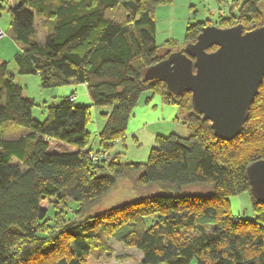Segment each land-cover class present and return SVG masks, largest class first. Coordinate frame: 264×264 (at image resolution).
<instances>
[{
    "label": "trees",
    "instance_id": "obj_1",
    "mask_svg": "<svg viewBox=\"0 0 264 264\" xmlns=\"http://www.w3.org/2000/svg\"><path fill=\"white\" fill-rule=\"evenodd\" d=\"M173 1L21 0L10 8L11 33L23 46L14 56L19 73L38 75L42 88L86 84L91 103H78L72 92L45 103V118L36 119L41 104L24 94L8 61L0 64V264H103L100 258L113 252L110 238L140 251V264H264V203L247 176V167L264 158V80L241 133L223 140L193 109L190 92L144 77L206 25L263 26L264 0H232L231 13L220 12L217 23H191L183 43L160 45L156 8ZM37 17L46 28L43 41ZM147 91L146 102L159 95L186 115L188 133L159 134L147 162H124L110 151L126 138ZM93 106L111 107L102 113L97 150L88 129ZM10 126L27 130L6 137ZM53 140L77 150L53 151ZM92 152L108 155L93 159ZM117 184L130 194L96 210ZM244 193L254 218L231 210L230 198ZM70 201L77 209L67 217ZM57 205L65 207L58 214Z\"/></svg>",
    "mask_w": 264,
    "mask_h": 264
},
{
    "label": "rangeland",
    "instance_id": "obj_2",
    "mask_svg": "<svg viewBox=\"0 0 264 264\" xmlns=\"http://www.w3.org/2000/svg\"><path fill=\"white\" fill-rule=\"evenodd\" d=\"M231 3L232 0H174L170 4L159 5L156 8L157 43L160 45L167 43V41L183 43L186 28L189 24L203 21L208 18L212 19L214 23H217L220 18V12L224 14L223 16L231 13ZM6 4H8V2H5V5ZM220 7H222V10H219ZM213 10L215 11L213 12ZM233 11L237 12L235 9ZM42 21L43 18L37 17L36 31L37 37L41 41L45 39L44 35H46V28L43 27ZM0 24L6 28L7 31H11L10 14L8 11L0 12ZM253 26L254 24H251L249 28ZM8 36L11 35L8 33ZM18 44L20 45V43ZM17 51H21L19 46L17 47ZM13 53L8 58L9 60H7L9 61L8 71L10 74L14 75L15 82L23 87L24 94L33 97L41 104L34 107L33 116L36 119L43 120L47 113V107H45L44 104L50 105L60 103L72 86L66 85L56 88H42L38 75L19 73ZM149 96H151V92L149 91L142 94L130 118L126 138L117 142L110 151L113 154L120 153L121 159L124 162H147L150 151L152 147L155 146L156 137L159 134L168 135L172 132H176L180 135H187L188 133L187 125L184 124L186 115L181 114L177 106L165 104L159 95H155L149 102H146L145 100ZM85 101H88L87 97L82 96L81 99L78 100V103H85ZM110 110L111 107L109 106L92 107V121L89 123L88 129L91 131L90 144L95 150L99 148L98 131L104 123V116L102 113ZM26 130L27 129L21 126H10L5 136L17 137L25 133ZM50 147L51 150L57 152L77 150L72 145L56 140L50 142ZM105 155L108 154L105 153ZM129 194L130 192L126 187L117 184L101 199L95 209L103 210L123 200ZM230 202L233 214L254 218L251 198L248 193L232 196ZM69 206L71 208L57 205V214L65 208V216L69 217L71 211L77 209V203L70 201ZM54 212V207H52L49 211V218L53 217ZM193 233L194 232L191 231V234ZM108 242L112 245L113 252L105 253L100 258L103 264H140L142 262L143 254L135 247H128L115 238L108 239Z\"/></svg>",
    "mask_w": 264,
    "mask_h": 264
},
{
    "label": "water",
    "instance_id": "obj_3",
    "mask_svg": "<svg viewBox=\"0 0 264 264\" xmlns=\"http://www.w3.org/2000/svg\"><path fill=\"white\" fill-rule=\"evenodd\" d=\"M144 77L162 79L174 93L190 92L193 109L211 122L215 135L232 140L264 80V25L247 31L242 24L206 25L195 42L148 67ZM247 176L252 195L264 203V158L247 167Z\"/></svg>",
    "mask_w": 264,
    "mask_h": 264
},
{
    "label": "crops",
    "instance_id": "obj_4",
    "mask_svg": "<svg viewBox=\"0 0 264 264\" xmlns=\"http://www.w3.org/2000/svg\"><path fill=\"white\" fill-rule=\"evenodd\" d=\"M5 2H8V4L5 5ZM20 2H21V0H0V12L8 11V13H9L10 8L18 6V4ZM4 5H5V7H4ZM219 10H222V7H220ZM6 14H7V12H6ZM35 24H36V22H35ZM0 28L5 33V35L3 36L5 38L2 37L3 39L2 38H1L2 40L0 39V64H1L3 61L9 60L8 58L11 56V54L13 52H15V53H13L14 56H15L16 52L18 53V51H17L18 46L21 50L20 52H22L23 46L21 44L20 45L18 44L19 42L13 37V35L11 34V31H7V29L4 28L1 24H0ZM6 33H7V36H6ZM8 33L11 36H8ZM44 37H45V35H44ZM71 86L72 87H70L71 89L69 90L68 94L75 92V94L77 96V100H80L82 96H85V97H87V100L89 101V102L85 101V103H91V99L89 100L90 97L88 94L86 84L71 85Z\"/></svg>",
    "mask_w": 264,
    "mask_h": 264
},
{
    "label": "built area",
    "instance_id": "obj_5",
    "mask_svg": "<svg viewBox=\"0 0 264 264\" xmlns=\"http://www.w3.org/2000/svg\"><path fill=\"white\" fill-rule=\"evenodd\" d=\"M214 11H215V10H213V12H214ZM4 35H5L4 31L0 28V39H1ZM74 98H75V96L72 97V99H74ZM105 156H106L105 153H101V154L94 153V152L91 153V157H92L93 159H98V158H104V159H106L107 156H106V157H105Z\"/></svg>",
    "mask_w": 264,
    "mask_h": 264
},
{
    "label": "flooded vegetation",
    "instance_id": "obj_6",
    "mask_svg": "<svg viewBox=\"0 0 264 264\" xmlns=\"http://www.w3.org/2000/svg\"><path fill=\"white\" fill-rule=\"evenodd\" d=\"M170 53V52H169ZM169 53H168V55H169ZM168 57V56H167Z\"/></svg>",
    "mask_w": 264,
    "mask_h": 264
}]
</instances>
